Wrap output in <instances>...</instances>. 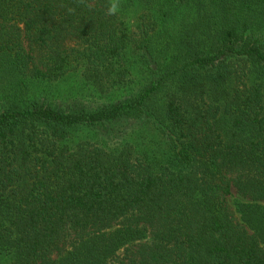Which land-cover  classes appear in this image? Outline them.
Returning a JSON list of instances; mask_svg holds the SVG:
<instances>
[{"label": "trees", "instance_id": "16d2710c", "mask_svg": "<svg viewBox=\"0 0 264 264\" xmlns=\"http://www.w3.org/2000/svg\"><path fill=\"white\" fill-rule=\"evenodd\" d=\"M111 3L0 0V264H264V0H127L135 32ZM80 68L141 85L71 111L38 92ZM133 117L155 158L111 135Z\"/></svg>", "mask_w": 264, "mask_h": 264}, {"label": "rangeland", "instance_id": "374dc122", "mask_svg": "<svg viewBox=\"0 0 264 264\" xmlns=\"http://www.w3.org/2000/svg\"><path fill=\"white\" fill-rule=\"evenodd\" d=\"M126 1L127 0H116L118 7L115 13H118L119 16H124L130 32H135L140 14H142L144 10L138 6H129V8L126 5ZM138 4L144 5L142 2H136V5ZM82 72L83 69L80 68L69 72L58 81H53L51 83L43 82L40 84L38 92L41 91V94H44L45 98L49 99L55 106L71 111L82 108L96 109L101 106L117 102L126 98L128 95L130 96L131 94L136 93L137 87L141 85V83L138 84L135 81H132L128 84L129 89L113 88L110 91L102 92L100 90L101 81L97 80L96 82H90L86 76H83ZM131 78L132 76L129 75L128 79L130 80ZM142 122L143 120H138V117L119 121L113 125V130H117L118 133L113 132L111 135L119 139L129 138L135 142L136 155L140 152H144L151 158H155L158 147L162 143V132L160 129H156L155 126L147 128V125L150 123L149 121L144 123ZM89 130L91 129L77 130L73 136H75V139L78 141H95V131ZM72 140L73 143L71 141L70 143L73 145L75 142L73 138ZM70 147L72 146L70 145ZM227 197L230 208L234 211L237 219L241 220L238 203L240 201L249 203L251 200L242 196L236 188H233L232 194ZM119 252L121 255L124 253L123 250H120Z\"/></svg>", "mask_w": 264, "mask_h": 264}, {"label": "clouds", "instance_id": "9594fccd", "mask_svg": "<svg viewBox=\"0 0 264 264\" xmlns=\"http://www.w3.org/2000/svg\"><path fill=\"white\" fill-rule=\"evenodd\" d=\"M117 2L116 0H112V3L110 4L109 8H108V12L109 13H115L117 11Z\"/></svg>", "mask_w": 264, "mask_h": 264}]
</instances>
